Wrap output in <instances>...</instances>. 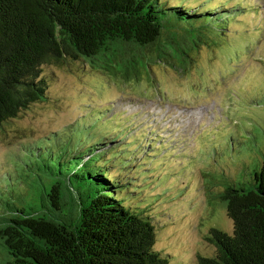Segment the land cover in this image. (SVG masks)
I'll use <instances>...</instances> for the list:
<instances>
[{"label":"trees","instance_id":"16d2710c","mask_svg":"<svg viewBox=\"0 0 264 264\" xmlns=\"http://www.w3.org/2000/svg\"><path fill=\"white\" fill-rule=\"evenodd\" d=\"M240 2L0 0V128L47 98L54 66L82 64L124 80L156 61L184 68L194 49L225 43L235 16L256 9ZM107 111L14 155L21 173L0 181L9 187L0 193V264H171L155 247L158 196L140 202L138 151ZM97 119L117 131H97ZM240 144L205 175V193L232 229L209 227L215 251L196 264H264V155Z\"/></svg>","mask_w":264,"mask_h":264},{"label":"rangeland","instance_id":"374dc122","mask_svg":"<svg viewBox=\"0 0 264 264\" xmlns=\"http://www.w3.org/2000/svg\"><path fill=\"white\" fill-rule=\"evenodd\" d=\"M185 1L225 8L239 0ZM241 1L256 9L237 14L226 42L194 49L182 69L156 61L141 78L128 80L82 64L47 69V98L0 128V181L11 184L21 173L14 155L27 143L82 127L108 109L109 119L121 118L128 148L138 151L140 202L158 196L150 209L158 221L155 247L171 256V264H196L199 255H212L209 227L231 231L232 222L213 207L205 175L217 173L240 143L264 155V0ZM97 121V131H117ZM229 143L228 150L220 147ZM8 191L0 187V193Z\"/></svg>","mask_w":264,"mask_h":264}]
</instances>
